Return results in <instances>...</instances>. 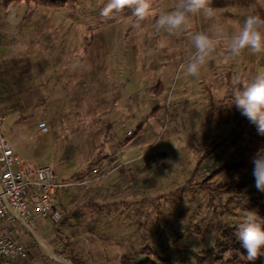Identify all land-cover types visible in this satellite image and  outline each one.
<instances>
[{
  "label": "rangeland",
  "instance_id": "obj_1",
  "mask_svg": "<svg viewBox=\"0 0 264 264\" xmlns=\"http://www.w3.org/2000/svg\"><path fill=\"white\" fill-rule=\"evenodd\" d=\"M2 1L0 88H12L16 101L11 99L9 110L0 108L4 116L0 131L18 152L12 170L19 163L30 169L48 166L57 178L72 176L77 181L78 174L95 167L104 174L102 182L116 179L105 183L117 202L111 209L101 212L98 207L79 206L57 224L37 219L46 227L35 233L18 222L13 226L15 238L43 254V262L53 244L76 246L80 254L70 257L86 264H118L122 255L134 261L156 253L167 256L175 233L190 234L185 213L186 222L208 213L205 195L189 187L191 172L194 167L200 170L193 177L198 181L206 161H223L236 134L233 111L214 125L207 123V93L216 104L234 107L229 100L233 85L225 82L228 72L232 83L244 86L264 73V53L252 55L245 50L229 57L228 40L220 33L234 34L249 15L264 19V0H254L252 10L246 9L252 0H232L223 6L210 0L213 19L203 13L191 15L182 30L172 35L158 29L157 21L161 14L173 11L178 0H150L142 21L131 8L103 17L101 10L108 0H74L65 6L32 2L3 6ZM200 32L218 43L199 75L190 76L186 66L195 53L192 37ZM8 59L16 63V79H9L12 62ZM159 82L161 97L156 98ZM156 104L160 108L153 113ZM170 114L172 118L167 117ZM41 122L49 131L38 128ZM138 138L135 154L118 157L135 158V164H104L106 156L116 158L122 146ZM208 144L212 154H205ZM110 167L114 171L108 176ZM237 219L231 218L230 223ZM90 238H98L95 245L87 242ZM192 249L199 252L195 246ZM69 259L60 257L61 262L52 264H69Z\"/></svg>",
  "mask_w": 264,
  "mask_h": 264
},
{
  "label": "trees",
  "instance_id": "obj_2",
  "mask_svg": "<svg viewBox=\"0 0 264 264\" xmlns=\"http://www.w3.org/2000/svg\"><path fill=\"white\" fill-rule=\"evenodd\" d=\"M73 1L3 0L1 4L4 6L21 2H32L36 5L65 6ZM252 1L253 4L252 2L248 3L249 6H246V9L252 10L255 7V1ZM231 2L232 0H215L213 4L215 6H223ZM5 45L2 44L1 46ZM7 61L12 62L9 79H16L18 76H16V73L14 75L13 69V65L16 63L13 59H8ZM22 75L24 76V73ZM225 82L228 87L233 85L229 93L230 105H232L234 89L237 87L242 88L244 84L239 81L238 83H232L230 72L226 75ZM155 86V96L160 98V82L156 83ZM13 92L14 90L10 87L0 88V108L2 110L12 108L11 99L16 101L14 99L16 95ZM206 98L208 106L205 112L207 123L214 125V123L223 118L224 113L233 111L232 119L235 121L234 128L236 130V134L230 138L229 145L231 150L223 161L219 164H216L215 161H206L204 163V171L198 181L194 182L193 177L200 170L194 167L191 172L189 187L205 195L208 213L200 217L196 222H186L187 213L181 211V215L185 213L184 223L189 227L190 234L185 236L183 233H175L172 248L168 249L167 256L163 257L156 253L154 257H147L143 261H134L129 255H122L118 258V264H264V255L249 261L246 251L241 247L237 239L238 225L249 214H255L257 222L264 226V192L258 191L255 187V179L252 175L253 165L251 163V158L256 152L264 148V135L234 105V107L218 105L214 97L209 93H207ZM159 108L160 105L156 104L152 112H158ZM174 114V118H176V113ZM172 116V114L167 115L168 118H172ZM49 126L50 129L54 128L53 125ZM138 128L140 130L143 129L142 126ZM138 142H141V139L130 142V145L131 143L138 144ZM210 144L206 146L205 154H212L213 151H211ZM219 144L220 142L214 148ZM192 148L194 149L195 147ZM239 216L240 218H238ZM231 218H238L235 224L230 223ZM201 224L205 226L203 229L200 227ZM193 246L197 247L199 252L195 253L192 249ZM262 252H264V249H262ZM69 258L67 261L69 264H86V261L77 259V257L69 256Z\"/></svg>",
  "mask_w": 264,
  "mask_h": 264
},
{
  "label": "clouds",
  "instance_id": "obj_3",
  "mask_svg": "<svg viewBox=\"0 0 264 264\" xmlns=\"http://www.w3.org/2000/svg\"><path fill=\"white\" fill-rule=\"evenodd\" d=\"M125 8H131L135 16L142 21L149 12L150 0H108L106 6L101 10V15L109 17ZM200 13H203L208 19L214 18L215 9L210 7V0H178L173 11L165 12L159 16L157 28L169 35L175 34L188 23L189 16ZM220 38L228 40L229 57H238L245 50L252 55L262 54L264 53V19L257 15H249L237 32L228 37H224V34L220 33ZM192 43L195 53L187 63L186 74L198 76L206 60L215 51L218 40L200 32L193 35ZM160 46L164 47L163 44ZM232 96L233 105L264 135V73L257 74L250 83L242 88H235ZM251 163L255 187L258 191L264 192V148L256 152L251 158ZM237 239L246 251L249 261L264 255L262 252L264 249V226L257 222L255 214H249L238 225Z\"/></svg>",
  "mask_w": 264,
  "mask_h": 264
},
{
  "label": "built area",
  "instance_id": "obj_4",
  "mask_svg": "<svg viewBox=\"0 0 264 264\" xmlns=\"http://www.w3.org/2000/svg\"><path fill=\"white\" fill-rule=\"evenodd\" d=\"M3 121L4 116L0 113V128ZM38 128L44 133L48 131L44 122L39 123ZM17 156L18 152L0 131V264H17L31 250L27 241L15 238L13 226L18 222L35 233L38 231L37 219L48 218L57 224L63 217L62 206L55 197L58 184L54 171L48 166L27 169L21 163L13 171L11 167L17 163ZM36 241L39 243V237ZM40 258L31 260L30 264L60 261L50 252L45 262Z\"/></svg>",
  "mask_w": 264,
  "mask_h": 264
},
{
  "label": "crops",
  "instance_id": "obj_5",
  "mask_svg": "<svg viewBox=\"0 0 264 264\" xmlns=\"http://www.w3.org/2000/svg\"><path fill=\"white\" fill-rule=\"evenodd\" d=\"M2 56L0 55V58ZM7 58V57H6ZM3 56V59H6ZM2 59V60H3ZM45 122H47L46 120H44ZM48 123V122H47ZM49 124V123H48ZM135 147L136 144L133 145H129V146H122L119 150V152L117 153V157L114 158L112 156H106L107 158L104 160V164L105 165H114V162H118L119 166H127L130 164H135L136 159H129L128 161H122L120 160L118 157H121L123 159L124 155H131V154H135ZM133 160V161H132ZM122 161V162H121ZM27 169H30V167H26ZM113 167H110L107 170V175L111 176L113 173ZM131 169V168H130ZM104 176L103 173L98 174V170L97 168L93 167L90 171L82 172L81 174H78L76 176L77 181H72L73 177L70 176L71 179L66 178V176H62L63 178H57V176L55 175V181L58 184V187L55 190V197L57 199V201L60 203V205L62 206V211H63V220H65V215L66 213H72L74 211H77L78 207L83 206V207H88V208H96L98 207L100 209V211L102 212L103 209H111L113 206L117 204V202H115V200H113L112 198V193L110 192V190L106 187L105 183H110L112 182V180H116L115 178L112 180H108V181H101V178ZM119 183H117L116 186H118ZM75 187L79 190H77V192H72L69 191L68 188L70 187ZM111 193V195H110ZM101 207V208H100ZM111 211V210H110ZM40 223L43 222V220H45V218H40ZM95 222H99V220L96 219ZM61 223V222H59ZM42 225V224H41ZM43 227H41L38 224V230L41 228L46 227L45 224L42 225ZM91 231V230H89ZM88 233V232H87ZM97 232L94 231L92 233H88L89 235H94ZM40 240V237H39ZM98 238H93L90 240H88L87 242H97ZM53 250H48L46 249L47 253H53L56 257L60 258H68L70 255L72 254H76L79 255V250H77L76 246H66L65 244H53ZM81 251V250H80ZM79 254H78V253ZM63 253V254H61ZM61 254V256H60ZM83 255V254H82ZM60 256V257H59ZM42 257V258H40ZM43 259L44 255L41 254L39 255L38 252H33V250H30V252L28 253V255L26 256V258L24 260H28V261H19L17 264H30L31 260H36V259ZM66 264V263H65Z\"/></svg>",
  "mask_w": 264,
  "mask_h": 264
}]
</instances>
